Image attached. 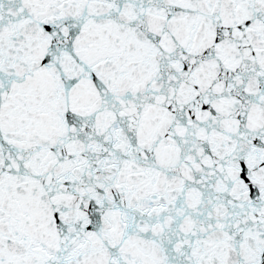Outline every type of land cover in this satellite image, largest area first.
<instances>
[{
    "label": "snow or ice",
    "instance_id": "1",
    "mask_svg": "<svg viewBox=\"0 0 264 264\" xmlns=\"http://www.w3.org/2000/svg\"><path fill=\"white\" fill-rule=\"evenodd\" d=\"M0 264H264V0H0Z\"/></svg>",
    "mask_w": 264,
    "mask_h": 264
}]
</instances>
